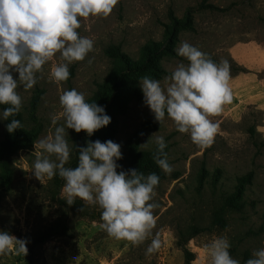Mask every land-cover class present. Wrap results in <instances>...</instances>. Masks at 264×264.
<instances>
[{
	"label": "rangeland",
	"instance_id": "obj_1",
	"mask_svg": "<svg viewBox=\"0 0 264 264\" xmlns=\"http://www.w3.org/2000/svg\"><path fill=\"white\" fill-rule=\"evenodd\" d=\"M202 1L117 0L108 17L80 19L77 31L94 47L85 60L69 65L67 81H50L49 61L33 88L18 86L22 107L13 119L20 121L22 134L7 131L11 118L0 120V230L25 241L27 254H0V264H208L205 246L221 236L230 243V255L246 264L264 248V0H208L220 11L201 9ZM181 42L230 66L232 100L209 117L217 130L212 145L203 149L167 116L161 125L155 121L138 82L148 76L163 86L177 65L187 64L175 52ZM54 60L60 62L59 54ZM71 89L88 103L106 100L111 123L92 136L66 128L65 167L77 166L79 148L88 142L111 140L122 153L117 171L159 177L150 201L156 205L152 235L140 245L109 237L99 227L98 206L79 198L67 205L58 175L41 183L32 174L34 143L63 125L61 117L53 126L51 117L62 112L59 97ZM153 134V141L164 137L170 174L153 159L155 143L143 146ZM248 175L240 195L239 180ZM64 221L69 228L62 235L35 244ZM157 235L160 248L145 255Z\"/></svg>",
	"mask_w": 264,
	"mask_h": 264
},
{
	"label": "clouds",
	"instance_id": "obj_2",
	"mask_svg": "<svg viewBox=\"0 0 264 264\" xmlns=\"http://www.w3.org/2000/svg\"><path fill=\"white\" fill-rule=\"evenodd\" d=\"M117 0H0V120H9L22 107L18 86L29 90L37 83V73L52 61L49 79L60 85L69 78V65L83 61L93 51V41L80 36L81 18H106ZM175 52L187 60L165 78L159 80L142 77L138 82L144 103L160 125L167 116L178 132L189 134L193 144L207 148L214 142L217 126L209 117L219 114L232 100L229 87L230 66L227 61L214 62L198 47L181 42ZM59 54V63L54 60ZM12 73H18L14 79ZM62 112L51 117L63 125L34 143L36 159L32 174L41 183L59 176L64 180L61 198L71 206L79 198L101 211L99 227L116 240H126L133 246L140 245L152 235L155 224L150 203L159 183L153 173L147 176L136 169L117 171V161L122 158L120 145L111 140L88 142L79 148L78 164L65 167L70 149L65 139V129L77 133L84 131L92 136L97 130L111 123L105 109L88 103L83 93L66 90L59 97ZM7 131L13 133L21 127L20 121L10 120ZM143 144L155 143V163L166 174L173 169L168 163L163 136H155ZM42 153L45 155L42 156ZM55 156V161L49 156ZM161 246L158 235L151 239L145 255L156 252ZM208 264H239L229 252L230 243L221 236L206 246ZM27 254L26 242L8 231L0 230V254ZM246 264H264V248L253 252Z\"/></svg>",
	"mask_w": 264,
	"mask_h": 264
},
{
	"label": "trees",
	"instance_id": "obj_3",
	"mask_svg": "<svg viewBox=\"0 0 264 264\" xmlns=\"http://www.w3.org/2000/svg\"><path fill=\"white\" fill-rule=\"evenodd\" d=\"M200 8L201 9H208V10H214V11H220V8L212 5V4H209L208 3V0H203L201 5H200ZM138 70H142V68H136ZM137 71V70H135ZM122 80H123V74H121L119 76V78L116 80V88H119L121 83H122ZM97 105L99 106H102L103 108L106 107L107 105V102L106 100H103V99H100L96 102ZM7 107V105H4L3 106V109ZM15 116H12V117H9L11 119H13ZM14 132H19L20 134H22V131H18V130H15ZM251 133L254 135V129H251ZM251 180V176L248 175V176H245L243 178H241L239 181V184H238V193L241 195L243 193V190H244V185L245 183H249V181ZM219 221L220 222H224V219L222 217L219 218ZM69 228V225H68V222L67 221H64L59 227L58 226H55V225H52L49 229H47L46 231H44L42 234H40L38 236V238L36 239L35 241V244L36 245H43L45 244L47 241L51 240L52 237L54 236H59V235H62L64 233L65 230H67ZM32 251V249H31Z\"/></svg>",
	"mask_w": 264,
	"mask_h": 264
}]
</instances>
